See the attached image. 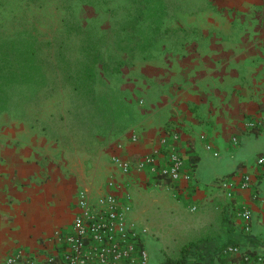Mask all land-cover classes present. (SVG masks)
Here are the masks:
<instances>
[{"label":"crops","instance_id":"crops-1","mask_svg":"<svg viewBox=\"0 0 264 264\" xmlns=\"http://www.w3.org/2000/svg\"><path fill=\"white\" fill-rule=\"evenodd\" d=\"M179 24L185 36L177 48L137 59L126 73L129 93L140 104L130 110L127 128L115 141L98 136L91 151L71 146L47 130L46 121L58 120L60 112H45L38 121L0 118V264L18 249L41 259L54 253L52 237L71 229L79 192L98 199L106 190L103 180H149L145 170L123 174L110 159L155 154L168 131L179 136L171 139V149L185 160L191 155L200 158L194 171L185 166L191 181L178 183L179 194L196 201L206 194L222 196V231L216 237L226 235L227 228L231 236L250 237L253 242L240 246L257 250L262 262L264 164L258 160L264 158V129L257 134L247 125L264 120V0H212L208 9L182 16ZM135 133L139 140L133 143ZM164 152L156 155L161 166L166 164ZM222 168L225 173L218 176ZM244 175L251 177L249 189L237 188L229 196L218 186L221 180L239 183ZM121 184L122 192L134 199L133 189ZM245 209L252 213L248 232L241 216ZM147 211L145 206L141 219L133 213L128 218L148 230L145 248H150L147 253L149 259L156 258L155 264L166 257L180 258L190 243L215 238L208 237L212 231L204 212L201 229L198 218L188 212H169L165 217L177 216L179 223L166 231L170 223H161Z\"/></svg>","mask_w":264,"mask_h":264},{"label":"rangeland","instance_id":"rangeland-1","mask_svg":"<svg viewBox=\"0 0 264 264\" xmlns=\"http://www.w3.org/2000/svg\"><path fill=\"white\" fill-rule=\"evenodd\" d=\"M167 1L171 8V18L167 20L166 25L174 29H178L177 19L203 12L212 2ZM129 7V0H0V47L13 40L20 47L34 45L39 50L40 60L45 63L47 74V86L40 93L38 103L29 105L23 111L13 109L3 115H9L10 119L36 118L38 121L39 116H43L45 112H60L58 120L46 121L47 130L52 135L60 136L71 146L89 151L96 148L98 136L115 141L116 136L124 134L127 128L126 116L140 104L129 93L130 88L125 76L135 60L145 59L144 55L137 54L131 61L117 49L119 23L125 20ZM180 9L188 13L177 15L180 12L177 10ZM67 13L71 14L76 23L88 30L90 35L67 34L64 26ZM184 36L183 31L168 34L161 45L164 48L155 49L153 57L177 48ZM87 37L97 42L104 62L109 65V69H103V65L97 68L98 77L93 86L94 97L74 91V81L68 79V76L75 75L84 63L82 41ZM118 62L125 64L116 72ZM110 160L114 163L112 158ZM222 173H225L224 168L217 171L218 176ZM109 182L116 183L120 200L131 207L129 216L133 213L141 219L144 207L148 206L147 212L150 216H159L161 223H170L164 230L171 231L172 226L175 227L176 223H179L177 216L172 220L171 216L167 218L165 214L180 212L183 216L188 212L198 218V226L201 229V214L204 212L208 218L206 221L210 223L209 231H212L208 237H216L222 231L219 224L225 207L222 196L210 198L213 194H206L204 200H188V204L182 205L178 203L181 200L176 197L172 186L159 187L155 183H149V180H103L104 187H107ZM120 183L126 189H133L134 199L128 191L122 192ZM158 198L161 201L157 200ZM176 204H179L180 208ZM135 222V225L143 227ZM138 222L142 224L141 221ZM147 251L150 252L148 246ZM151 263H157L153 256L149 259V264Z\"/></svg>","mask_w":264,"mask_h":264},{"label":"trees","instance_id":"trees-1","mask_svg":"<svg viewBox=\"0 0 264 264\" xmlns=\"http://www.w3.org/2000/svg\"><path fill=\"white\" fill-rule=\"evenodd\" d=\"M129 3L125 20L119 23L117 49L131 61L137 54L144 55L145 59L152 58L153 51L163 47L161 45L168 34L185 32L179 24V19L176 20L178 29L166 25L167 20L171 18V8L167 0H129ZM177 11H180L177 15L188 13L181 9ZM64 26L70 36L90 35L88 30L73 20L70 13H67L64 19ZM82 43L84 63L80 70L75 75H69L68 79L74 81V91L94 97L93 86L98 77L97 68L103 65V69H109V65L104 62L96 41L87 37ZM38 53L39 50L34 45L20 47L15 40L0 47V116L13 109L23 111L29 105L39 102L40 93L47 86V74L45 63L40 60ZM123 64L125 62H118L115 71L119 72ZM262 129L264 120L254 132L258 134ZM199 159V156L191 155L186 159L185 166L189 171H194ZM149 183H155L159 187L172 186L177 193L176 197L188 204V199L179 194V184L173 183L169 178L152 174ZM189 194L193 196L194 192ZM226 232V235L221 237L190 243L182 249L180 258L166 257L160 264H228V259L221 253L224 248L231 245L240 246L253 240L244 235L231 236L228 234V228ZM245 257L247 260H244ZM233 261L239 264H264V257L262 262H259V252L247 250L244 256L234 258Z\"/></svg>","mask_w":264,"mask_h":264},{"label":"built area","instance_id":"built-area-1","mask_svg":"<svg viewBox=\"0 0 264 264\" xmlns=\"http://www.w3.org/2000/svg\"><path fill=\"white\" fill-rule=\"evenodd\" d=\"M258 120L248 122L247 128L254 130L261 126ZM178 134L168 131L160 138V151L137 160L114 156V163L120 171L129 175L132 171H147L149 175L156 174L169 178L173 183H188L191 175L185 169V158L170 148L171 139L177 140ZM204 138V136H203ZM205 139V138H204ZM139 140L138 134L131 136L133 143ZM206 149L212 146L206 144ZM165 150V152H164ZM165 153L166 164L161 166L156 157ZM218 157V153H214ZM264 164V158L258 160ZM223 192H231L237 188L246 190L252 187L251 177L244 175L239 183L235 181H218ZM131 207L123 203L116 190V183L109 182L105 193L98 199H93L88 193L81 191L75 200V217L70 230L56 231L52 239L56 245L54 253L41 259L24 249H18L10 254L5 264H149V256L145 248L148 235L146 228L132 224L128 219ZM196 210V207L193 208ZM245 222V230H250L252 213L245 209L241 212ZM222 255L228 264H239L234 258L244 256L241 246H228L222 250ZM244 260H247L245 257Z\"/></svg>","mask_w":264,"mask_h":264}]
</instances>
